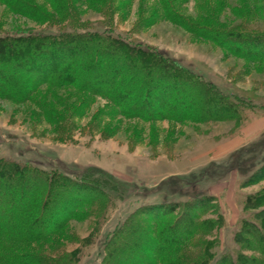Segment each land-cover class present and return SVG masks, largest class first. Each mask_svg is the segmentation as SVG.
<instances>
[{
  "label": "rangeland",
  "instance_id": "1",
  "mask_svg": "<svg viewBox=\"0 0 264 264\" xmlns=\"http://www.w3.org/2000/svg\"><path fill=\"white\" fill-rule=\"evenodd\" d=\"M62 32H107L177 62L195 87L181 80L162 108L133 98V84L120 105L105 97L110 83L96 93L35 81L14 66L26 53H4L0 161L55 182L39 190L31 176L38 190H23L3 175L0 225L24 233L0 237V264H202L237 255L264 264V0H0L1 41ZM140 63L135 76L151 67ZM57 164L80 185L53 175ZM24 191L30 213L12 205ZM133 215L139 233L130 236ZM192 215L188 232L182 222ZM157 222L173 227L161 258L148 242ZM118 241L132 249L115 252Z\"/></svg>",
  "mask_w": 264,
  "mask_h": 264
},
{
  "label": "trees",
  "instance_id": "2",
  "mask_svg": "<svg viewBox=\"0 0 264 264\" xmlns=\"http://www.w3.org/2000/svg\"><path fill=\"white\" fill-rule=\"evenodd\" d=\"M106 33L107 32L104 34H66L62 32L60 34L48 35L26 33L25 35L23 34L20 37H16L15 39L12 38L5 41L0 40V60L2 59V55L4 53H7V55L13 54L15 52L19 54L26 53L25 56L28 55V57H25L24 60H16L14 66H20L23 69H27L35 81L51 83L57 87H65L68 84H71L79 89H85L88 91L91 90V92L98 93L100 92L99 89L101 90V87L104 88L106 83H110L108 85L107 91H105V97L116 100V102L120 105L122 104L123 93H126L128 89H131V85L134 84L137 86V88L132 91V93L134 92L132 97L140 99V102L143 103V106H145V104H147V100L150 99L154 104L158 105L160 102L163 106L162 108H166V106L169 105L167 102L170 98H167L168 94H174L175 89L178 88V84H181V80L188 82V79H190L192 83L194 82L189 77V74H187V71L177 62L166 61L147 49L128 46L116 38L105 35ZM5 46H7V50H4ZM32 56L33 58L30 59ZM6 60L9 62V64L14 62L12 59H10V57H8ZM70 61L71 64H69ZM147 61L149 64H151L149 71L135 76L136 73L134 72L136 71V65L141 64L140 62L144 63ZM50 68L52 70L55 69V73L50 74ZM1 70L2 67L0 66V71ZM85 74L93 77L90 82L84 81L85 78L83 77H85ZM71 77H80L84 82L80 83V85H75L76 83H74ZM190 81L189 84H191ZM167 82L169 83L167 84ZM118 86L120 89L115 92V87ZM192 86L193 88L195 87L194 84ZM4 87V85L1 87L0 92L3 95L5 94L4 91L6 90ZM209 88L213 96L217 95L219 97L217 90L212 85H210ZM14 97L15 99H20V96H17L16 94H13L11 98L14 99ZM171 101L173 102V100ZM131 110L132 109H130V111ZM219 110L220 109L218 108L213 109L215 112ZM57 165L59 166L56 167L55 170H52L53 175L56 176V173L59 174L61 179L68 180V182L73 186L80 185L71 183V181H69L71 180L69 169L65 168L61 164ZM26 170V168L20 169L13 163L6 161L3 163V161H0V181L2 180L3 175H7V179H11V181L13 179H21L23 182L21 185H24L23 190L27 189L28 187L38 190L37 186H39V190H46L53 187L55 178H53V180L46 179V185V183L40 179L42 177L41 174L36 172L33 173L31 170ZM21 171L28 172V174H24ZM84 173L86 174L88 172L85 171ZM31 176L36 178V180H34V184L37 185L36 187L32 182L33 178H31ZM49 181H51L50 184H48ZM64 190L67 189L64 187ZM67 193L68 192H65L64 195H67ZM19 195H21L22 203L16 204L17 202H12V205H16L17 207L22 205L26 212L30 213L33 210V206L29 204V197L27 196L29 194L24 191ZM7 202H10V200H7ZM73 202L74 201L72 200V197H69V201L65 199V203L63 204L69 205ZM51 204L52 201L50 205ZM191 204H186L184 208H191ZM41 215L42 214L38 215V217ZM134 217L135 215L131 216L125 223V226L127 227L126 230L129 232L127 235L130 236L133 233H139V225L135 227L136 225L131 224V219ZM32 218H34V216ZM186 218H188V216ZM192 219H195L193 215L190 216L189 220L182 222V227L184 230L192 232ZM19 220L20 219H18V221ZM158 225H161V223L157 222L156 225V239H149L148 242L153 246V250L151 249L154 251L153 253H155L158 258H161L166 253V251L171 249V246L174 245L172 242H170L168 246H166V242L171 240L166 235L167 231L170 229L172 230L173 227L167 226V229L162 230V226L158 227ZM9 230L10 227L7 225V223L0 225V237H7L8 235L11 236L16 234L19 238V234L22 236V233H24V231L15 233L16 231L10 230L13 232L12 234L9 232ZM124 230L119 229L118 232L121 233ZM194 230L196 231V229H193V231ZM31 232L35 233L37 231L35 228H33ZM245 235H247V233H245ZM117 237L118 234L114 236L113 239L117 241ZM156 240L157 242H160V244H157ZM261 241L263 240L261 239ZM241 242L243 243L244 241L241 240ZM120 244L121 241L118 243L116 250H114L115 252L117 251L122 253L126 250L132 249V247L121 246ZM261 251V253L264 254L263 248ZM115 252L113 258H115ZM237 256L238 257L236 259L223 256L219 259H213L210 263L249 264L248 262L251 261V259L245 258L241 255ZM208 261L209 258L206 256L202 258V264H210ZM255 264L258 263L255 262Z\"/></svg>",
  "mask_w": 264,
  "mask_h": 264
}]
</instances>
